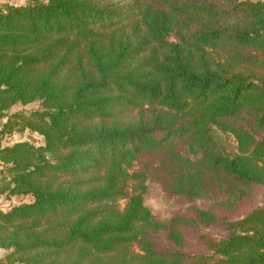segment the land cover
I'll use <instances>...</instances> for the list:
<instances>
[{
  "label": "trees",
  "instance_id": "1",
  "mask_svg": "<svg viewBox=\"0 0 264 264\" xmlns=\"http://www.w3.org/2000/svg\"><path fill=\"white\" fill-rule=\"evenodd\" d=\"M4 118L44 140L0 145V264H264V0L0 3Z\"/></svg>",
  "mask_w": 264,
  "mask_h": 264
},
{
  "label": "rangeland",
  "instance_id": "2",
  "mask_svg": "<svg viewBox=\"0 0 264 264\" xmlns=\"http://www.w3.org/2000/svg\"><path fill=\"white\" fill-rule=\"evenodd\" d=\"M28 0H0V3H10V4H24ZM37 108V104H29V105H23L18 104L15 105L13 108H11L8 112V114L14 113L18 110H25L30 111L32 109ZM7 119L4 118L0 121V129H2L4 121ZM218 134L217 136L223 141L225 144L227 151L231 152L234 151L235 143L234 139L230 134L223 133L220 130H217ZM21 140H29L34 142L36 145L43 144V136L39 135L36 132H31L29 130H25L23 132L21 131H15L13 134H0V145L7 146L12 145L18 141ZM152 161L151 157L144 158L142 161V164L144 166L145 162ZM140 168V164L138 166ZM4 169L3 165L0 164V179L2 177L1 171ZM147 189L144 194V202L145 205L148 206L153 214L162 221H168L170 220L174 215L178 213L185 212L189 207L192 205H207L209 204L208 201L205 200H199L191 202L185 197L178 196L175 194L168 193L160 181H158L154 177H149L146 180ZM27 197H8L6 194L0 195V209H7L12 205H15L21 201L27 200ZM257 205H264V186H259L258 190L255 192L254 197L248 200H245L242 202V204L239 207V211L246 212L249 209L257 206ZM204 232L213 235L215 237L220 236L222 233H224V230L217 227H209L204 229ZM191 248H194L195 250L201 248V244L197 239H193L191 242ZM6 254V251L0 249V259L3 258Z\"/></svg>",
  "mask_w": 264,
  "mask_h": 264
}]
</instances>
